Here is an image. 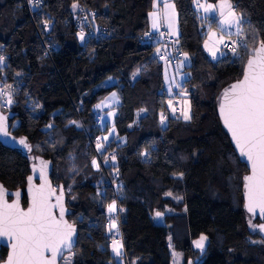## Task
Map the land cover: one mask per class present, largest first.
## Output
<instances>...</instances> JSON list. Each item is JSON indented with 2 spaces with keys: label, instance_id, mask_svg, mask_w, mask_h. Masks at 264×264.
Returning <instances> with one entry per match:
<instances>
[{
  "label": "trees",
  "instance_id": "1",
  "mask_svg": "<svg viewBox=\"0 0 264 264\" xmlns=\"http://www.w3.org/2000/svg\"><path fill=\"white\" fill-rule=\"evenodd\" d=\"M39 1L36 6L31 0H0V84L14 88L11 104L0 109L15 116L13 134L32 147L26 154L0 144V183L24 189L35 157L52 160L54 186H64L69 220L79 229V254L72 264H117L104 226L112 201L122 209L123 243L131 264H172L173 253L182 256L183 264H264L260 220L253 221L244 207L249 171L217 115L219 94L242 77L248 57L264 42V0H230L242 19L238 35L247 49L240 55L225 51L218 61L203 51L206 30L194 0H173L177 43L192 57L184 86L191 103L189 122L169 110L166 62L155 57L158 44L143 39L155 0ZM208 1L215 5L219 0ZM74 4L94 11L107 36L81 40ZM110 79L114 84L103 85ZM114 91L120 96L117 141L105 143L103 157L110 175H121L114 177L116 193L87 135H106L107 129L94 127V107ZM140 111L145 114L137 122ZM50 123L55 126L52 137L43 131ZM36 146L44 147L42 152ZM236 172L242 181L234 193L230 180ZM156 213L164 215V224L154 221ZM201 235L208 241L200 255L193 243Z\"/></svg>",
  "mask_w": 264,
  "mask_h": 264
},
{
  "label": "snow or ice",
  "instance_id": "2",
  "mask_svg": "<svg viewBox=\"0 0 264 264\" xmlns=\"http://www.w3.org/2000/svg\"><path fill=\"white\" fill-rule=\"evenodd\" d=\"M73 7L77 5L74 4ZM198 7L204 8L205 12L214 10L210 4H198ZM169 8L174 6L165 4V9ZM218 8L222 18L221 24L228 27L236 25L239 31L241 18L236 16L232 5L224 0ZM153 27H156L155 14ZM205 47L208 45L205 44ZM2 61L3 58L0 57V62ZM182 114L185 119H189L186 112ZM220 115L240 154L251 164V175L245 177L247 209L249 212L259 209L264 215V42L260 43L255 54L247 61L243 79L232 84L223 93ZM0 133L8 135L4 117H0ZM20 144L29 147L24 139L20 140ZM97 147L100 149L102 145L98 144ZM41 163V178L44 179V183L39 188L35 186L30 188L32 203L27 211L20 208L18 200L12 204L7 203L3 199L4 192L0 187V237H7L12 241V251L6 264H56L62 249L72 246L74 229L63 219L62 197H57L56 204L50 203L54 190L49 186L44 173L47 165ZM93 163L95 164V161ZM31 179L29 177L30 184ZM16 196L19 197V193H16ZM56 207L60 208L59 219L53 215L52 210ZM108 210L110 213L114 212L116 204H110ZM115 227L113 221L109 225V230ZM261 231H264V225L261 226ZM205 239L202 236L196 242V246L202 248ZM121 248L119 241H113L112 250L117 256L121 254ZM46 253H51V257H47ZM67 264H70V261Z\"/></svg>",
  "mask_w": 264,
  "mask_h": 264
},
{
  "label": "rangeland",
  "instance_id": "3",
  "mask_svg": "<svg viewBox=\"0 0 264 264\" xmlns=\"http://www.w3.org/2000/svg\"><path fill=\"white\" fill-rule=\"evenodd\" d=\"M222 2H224V0H219L214 5V4L210 3L208 0H194V6H195L196 10L200 13V15L203 17V19H204L203 26L206 30L204 41L202 44L203 51L212 61H218L227 55V53L223 49V44H224L225 40H227V37L229 35H232V34L238 35V34H241L243 31L242 19L240 21L239 31H238L236 25L228 27L226 25L221 24L222 18L219 14L218 5L221 4ZM227 2L232 5L230 0H227ZM165 4L173 5L174 8L165 9ZM198 4H201V5L210 4L213 6L214 10L209 11V12H205L204 8L198 7ZM78 7H79V5H77V7L74 8V11H76L78 9ZM232 10L235 12L236 16L239 17L237 12L233 8V5H232ZM153 14H155V16H156V27H153ZM148 23H149V31L151 33H157L160 30L161 26L163 25L167 34H168V38L170 40L175 41V44L177 42H179L180 30H179V25H178V12H177V7H176L173 0H155L154 7L152 8V10L150 11L149 16H148ZM170 24H171V27H169ZM213 34H215V35H213ZM79 38L81 39V37H79ZM205 44H207L208 47H205ZM246 45L247 44L238 46L235 54L240 55L241 51H243V50L245 51L247 49ZM213 52L215 53V56H213ZM185 57H187V59H185ZM191 58L192 57L190 54H185V56L181 59V61H179L178 64H176V65H172L169 63L163 64V66H164V68H163L164 85H165L166 93L170 99L167 103V106H168L169 110L171 111L172 115H178L184 122H189L191 120V116H192L189 94H188V91L184 88L185 82L189 78V73L187 71V68L191 64V60H192ZM2 62H0V66L3 65ZM138 75H139V72L136 73L135 77H137ZM112 84H114V81L110 79V80H107V82H105L103 85L106 86V85H112ZM13 93H14V88H11V86H8V85L0 84V105L4 106V103H5V106L8 108V106L12 102ZM116 97H117L116 94L113 93L109 97L108 101L115 102ZM9 99L11 100L10 103H9ZM185 112L188 114L189 119L184 118V115L182 113H185ZM113 113H114V111H113ZM144 114L145 113L143 111H140L138 113L137 122L139 121V119ZM70 124H74V122H71ZM74 125L77 128L83 127L80 122H77ZM54 127H55L54 124L50 123L46 127L43 128V131L51 133V137H52L54 134V132H53ZM106 128H107L106 125H104V130H106ZM107 130H108V128H107ZM109 130H111V131H109ZM109 130L107 132V136L105 137L106 138L105 143L109 146L116 145L115 141H117V137L115 136L114 125L112 122H110ZM118 141H120V140H118ZM54 142H59L58 138H57V141L49 140V143L45 144V148L36 146V150L40 153V152H42L43 148L46 149V147L48 145L53 144ZM70 162L73 166L74 156H71ZM96 167H98L97 163H96ZM241 175H242L241 172L240 173L236 172L235 176H233L232 180H230V186H231V189L234 193L237 192V188L239 187V183H240V181H242ZM101 190H102V187L100 188V190H98L99 195L102 194ZM72 201H75V200H72ZM112 203L116 204V202H114V201H112L110 204H112ZM108 206H107V214L111 217H115L117 214V210L110 213L108 210ZM116 209H117V204H116ZM153 218H154L155 222L158 223L160 221L161 224H164V221H163L164 215L163 214H160L158 216L156 213V214H154ZM73 222L74 221H72V223ZM87 224L89 226H91L89 223V220H87ZM104 226L107 227L106 223L104 224ZM115 230H116V228L113 229V232H115ZM83 236H84V234H83ZM119 236H120V234L117 233V237H119ZM202 236L205 237L206 239L203 242V247L198 248L196 246V242L199 241ZM83 238L85 239V237H83ZM115 241H119L120 244L122 245V248L120 249L121 254L119 256H117L113 252V250H112L113 242L110 241V243H111V245H110L111 254L114 257L117 264H126V262H125V249H124L123 240L120 238V239L115 240ZM207 241H208V239H207V236H205V235H201L199 238H197L194 241V243H193L194 248L198 251V253L200 255L205 252L206 247H207ZM258 243H261V242L260 241H254L253 242V244H258ZM76 254H79V252L76 250L67 254L65 256V258L63 259L62 264H67L68 261H70V264H72L73 258L75 257ZM195 261H197V260H195ZM129 264H131V263H129ZM172 264H183V258L179 253H173Z\"/></svg>",
  "mask_w": 264,
  "mask_h": 264
},
{
  "label": "water",
  "instance_id": "4",
  "mask_svg": "<svg viewBox=\"0 0 264 264\" xmlns=\"http://www.w3.org/2000/svg\"><path fill=\"white\" fill-rule=\"evenodd\" d=\"M260 46V44L257 46L256 49H258ZM255 49V50H256ZM255 50L252 52V54L248 57L247 61L252 58V56L255 54ZM247 61L245 63L244 66V70H243V74L246 71V66H247ZM243 79V75L242 77L231 83L230 85H228L227 87H225L221 93L219 94V98H218V103H217V115L218 118L220 120V123L223 127V129L225 130V132L227 133V135L230 138V141L232 143V146L236 152V154L238 155L240 161L245 164L247 166V169L249 171L247 176L251 175V164L250 162L247 160L246 157L242 156L240 154L239 149L237 148L235 141L232 139V135L231 133L228 131V129L225 127L224 123H223V119L221 118L220 115V105L223 103V93L225 92V90L229 89L230 86L234 83H237L239 81H241ZM0 117H4V123L6 124L7 127V132L8 135L5 136L2 133H0V144L2 146H4L5 148L9 149V150H19L22 151L26 154H30L32 152V147L31 145L28 143V140L26 138H19L16 137L11 129V121L14 119V115L10 114V113H4L1 109H0ZM24 139L26 141V143L29 145L28 148L24 147V145L20 144V140ZM47 165L46 168H44V173L47 179V182L49 184V186L51 187V189L54 190V194L51 197L50 203L51 204H56L57 203V197H62V205H63V209H64V215H63V219L70 224L73 229V235H72V246L71 248H65L62 249V254L60 256L57 257V261L56 264H62L63 259L65 258V256L71 252H73L75 250V248L77 247L78 244V238H79V229L78 226L76 224H73L72 222H70L69 217L72 215V211L70 210V208L67 206V194L65 191V188L63 185H60L59 187L54 186V182L52 180V174H53V169H54V164L52 162L51 159H46L44 157L41 156H36L34 161L31 163L30 165V174L26 179V186L24 189H18V190H10L8 188H6L2 183H0V187H2L3 192H4V197L3 199L7 201V203L12 204L14 202H16L17 200L19 201V205L20 208L24 211H27V209L29 207H31V203H32V193L30 191V188L32 186H35L37 188H39L41 186V184L44 183V179L41 178V168H42V163ZM246 176V177H247ZM29 177H31V184L29 183ZM16 193H19V197L16 196ZM243 199H244V207H245V211L247 213V215L253 220H260V224L258 225V229L260 232V235L262 237V239L264 240V231H261V226L264 225V215H262L259 211V209H256L255 212H249L247 209V196H246V188H245V179H244V183H243ZM24 200L26 201V204H24ZM53 215L59 219L60 218V208L56 207L53 208ZM11 243L12 241H10L7 237H0V251L1 248H7L8 249V253L7 256L5 258V260L3 262H1L0 264H6L7 259L9 257V255L11 254L12 248H11ZM47 257H51V253H46Z\"/></svg>",
  "mask_w": 264,
  "mask_h": 264
},
{
  "label": "built area",
  "instance_id": "5",
  "mask_svg": "<svg viewBox=\"0 0 264 264\" xmlns=\"http://www.w3.org/2000/svg\"><path fill=\"white\" fill-rule=\"evenodd\" d=\"M31 2L36 5L39 6L40 5V1L39 0H31ZM77 15H76V19H75V27H76V34L77 36L81 37V35H83V40L85 42L91 40V39H95V40H99L102 37H106L108 34L107 28L103 25L100 24L99 20H98V15L92 11V10H88L85 9L81 6L78 7L77 11H76ZM143 39L147 42V43H155L158 44V48L155 52V57L157 58V60H159L160 62H166V63H170L172 65L177 64L179 61H181V59L183 58V56L185 55L184 50L182 49V47L176 43L173 40H170L168 38V34L164 28V26L162 25L160 30L157 33H151L146 32L143 36ZM243 36L241 35H231L227 37V40H225L224 44H223V49L224 51L228 52V53H235L237 50V47L240 46L243 43ZM232 51V52H231ZM4 109H7V107L2 106ZM162 122L165 121V115H162ZM95 128H99L102 129L103 128V123L100 119V117L96 116V120H95V124H94ZM88 135V145L91 146V148L94 150V153L96 155L98 164L102 170V172H104V174L106 175L107 178V182L108 184L112 187V189L115 191L116 193V189H117V182L116 180H114V177H116L117 179H120V173L116 172L114 176L110 175V173L107 170V163L106 160L103 157V152H104V147H105V136L103 134H90L87 132ZM100 144L102 145V148L98 149L97 145ZM116 200H117V196H116ZM117 204V214L115 217H111V216H107L106 219V226L109 229V225L114 221L116 224V230L115 232H113V229L110 231L109 230V240L111 242L118 240V239H122L123 240V236H122V209L120 208V206ZM117 233L120 234L119 237H117ZM125 262L126 264L128 263L126 254H125Z\"/></svg>",
  "mask_w": 264,
  "mask_h": 264
},
{
  "label": "crops",
  "instance_id": "6",
  "mask_svg": "<svg viewBox=\"0 0 264 264\" xmlns=\"http://www.w3.org/2000/svg\"><path fill=\"white\" fill-rule=\"evenodd\" d=\"M234 8V6H233ZM235 10V9H234ZM185 56V55H184ZM183 56V57H184ZM178 64V63H177ZM176 65V64H175ZM115 93L116 94V100L115 102H111V101H108L109 97ZM120 105V96H119V93L117 91H114L112 93H110L109 95H107L105 98H103L95 107H94V110H95V113L98 117H101L100 119L102 120V123H103V130H104V125H106V127L108 128L109 130V127H110V122L113 123L114 125V120H115V117L117 115V109ZM114 111V113H113ZM106 123V124H105ZM106 128V129H107ZM107 130V132H108ZM115 130V129H114ZM111 131V130H109ZM107 136V133L105 135V137ZM116 136V135H115ZM120 141H123L124 139L121 138L119 139ZM163 221H164V218H163ZM159 224H161V222L159 221L158 222Z\"/></svg>",
  "mask_w": 264,
  "mask_h": 264
},
{
  "label": "flooded vegetation",
  "instance_id": "7",
  "mask_svg": "<svg viewBox=\"0 0 264 264\" xmlns=\"http://www.w3.org/2000/svg\"><path fill=\"white\" fill-rule=\"evenodd\" d=\"M7 253H8V249L7 248H4L2 247L1 248V251H0V263L3 262L7 256Z\"/></svg>",
  "mask_w": 264,
  "mask_h": 264
}]
</instances>
